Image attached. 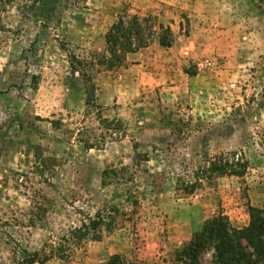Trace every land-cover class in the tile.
<instances>
[{"label":"rangeland","instance_id":"1","mask_svg":"<svg viewBox=\"0 0 264 264\" xmlns=\"http://www.w3.org/2000/svg\"><path fill=\"white\" fill-rule=\"evenodd\" d=\"M168 2L0 0V264H184L208 221L264 207V0ZM120 21L142 47L107 44ZM225 162L245 175L206 178Z\"/></svg>","mask_w":264,"mask_h":264},{"label":"trees","instance_id":"2","mask_svg":"<svg viewBox=\"0 0 264 264\" xmlns=\"http://www.w3.org/2000/svg\"><path fill=\"white\" fill-rule=\"evenodd\" d=\"M135 31L124 28L123 21L113 26L112 31L107 35V44L119 43L125 40L121 49L131 47L134 41H138L137 46L142 47L144 44L141 38L142 31L135 33V40L132 35ZM133 52V51H132ZM114 59L104 58L101 68L110 69L115 67L117 62H121L123 55L118 56L114 52ZM114 60V61H113ZM85 62V63H84ZM77 64V66H76ZM73 70L82 68L88 69V62L81 59H75ZM96 70V69H95ZM100 71V69H99ZM86 80L87 101L89 106L95 104L94 85L92 77L84 75ZM247 164L225 162L221 164H212L206 173V178L211 179L213 176H236L243 177L247 171ZM204 174V173H203ZM251 220L248 226L243 228L234 227L226 216H219L208 221L201 232L196 233L192 241L187 245L182 254L184 264H202L201 257L203 254L210 252L213 256L214 264H264V207L251 209ZM104 224L101 216L99 220L90 219L89 223H83L81 227L74 229L69 233L70 238L76 241H82L89 234L97 232ZM41 263L40 253H28L23 251L20 264H37ZM102 264H128L124 258L114 255L112 258Z\"/></svg>","mask_w":264,"mask_h":264},{"label":"crops","instance_id":"3","mask_svg":"<svg viewBox=\"0 0 264 264\" xmlns=\"http://www.w3.org/2000/svg\"><path fill=\"white\" fill-rule=\"evenodd\" d=\"M145 1V4H146V1L147 2H153V1H157V0H144ZM180 1H183V4H185V5H188V6H191V7H193L194 9L193 10H195L196 9V7L198 8L203 2H202V0H179V3H181ZM158 2H159V5L160 6H165V4H169V2H168V0H158ZM144 4V5H145ZM192 12H195V11H191L190 12V15H192ZM248 226V225H247ZM238 228H243V227H238ZM202 227L201 228H199V229H197L196 231H195V234L196 233H199V232H201L202 231ZM121 253H114V254H110V256L112 257L113 255H120ZM109 259L110 258H108V259H105V260H101V262L100 263H106V262H108L109 261ZM212 264H214V263H212Z\"/></svg>","mask_w":264,"mask_h":264},{"label":"built area","instance_id":"4","mask_svg":"<svg viewBox=\"0 0 264 264\" xmlns=\"http://www.w3.org/2000/svg\"><path fill=\"white\" fill-rule=\"evenodd\" d=\"M190 54H191L190 48L189 47H185L183 52H182L183 57L184 58H188L190 56ZM207 65L211 66L212 64L211 63H207Z\"/></svg>","mask_w":264,"mask_h":264}]
</instances>
